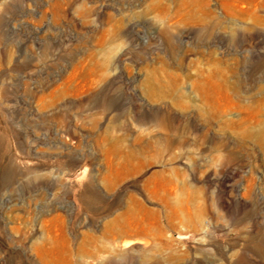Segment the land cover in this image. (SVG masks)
<instances>
[{
  "label": "rangeland",
  "instance_id": "1",
  "mask_svg": "<svg viewBox=\"0 0 264 264\" xmlns=\"http://www.w3.org/2000/svg\"><path fill=\"white\" fill-rule=\"evenodd\" d=\"M0 264H264V0H0Z\"/></svg>",
  "mask_w": 264,
  "mask_h": 264
},
{
  "label": "bare ground",
  "instance_id": "2",
  "mask_svg": "<svg viewBox=\"0 0 264 264\" xmlns=\"http://www.w3.org/2000/svg\"><path fill=\"white\" fill-rule=\"evenodd\" d=\"M123 247L126 248V247H128V245L124 244Z\"/></svg>",
  "mask_w": 264,
  "mask_h": 264
}]
</instances>
